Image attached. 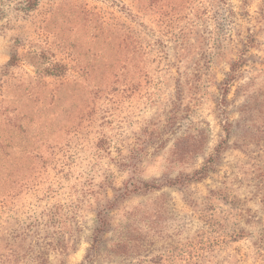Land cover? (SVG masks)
<instances>
[{
  "label": "rangeland",
  "instance_id": "rangeland-1",
  "mask_svg": "<svg viewBox=\"0 0 264 264\" xmlns=\"http://www.w3.org/2000/svg\"><path fill=\"white\" fill-rule=\"evenodd\" d=\"M20 2L1 5L0 264H264V0Z\"/></svg>",
  "mask_w": 264,
  "mask_h": 264
},
{
  "label": "trees",
  "instance_id": "trees-1",
  "mask_svg": "<svg viewBox=\"0 0 264 264\" xmlns=\"http://www.w3.org/2000/svg\"><path fill=\"white\" fill-rule=\"evenodd\" d=\"M38 0H21V5H23L24 9H32L35 7L36 3ZM3 0H0V19L3 16V10H2V5ZM235 65H232V70H235ZM222 150V145L221 143L216 147L215 149V153L213 156H210L209 159L207 161H213L215 160L219 155L220 152ZM211 164V163H210ZM209 166H203L202 168H200L199 170L195 171L191 177H186L188 181H197V180H201L203 177H205L207 175V173L210 171V167ZM158 188V186H156L155 184H150V183H144L143 186L141 187V189H139V192H146L152 189H156ZM110 227V221H109V217L108 214H101L98 218V226L96 229V233L92 239V243H91V247L89 250V253L91 252L96 253V251L99 250L100 246H101V237L103 234H105L108 229ZM90 253V254H91ZM91 254V255H92ZM89 258V256H88ZM93 257L89 258L88 260H92Z\"/></svg>",
  "mask_w": 264,
  "mask_h": 264
}]
</instances>
